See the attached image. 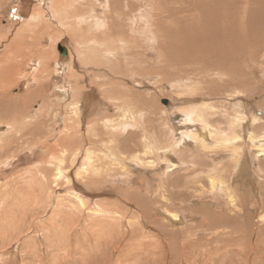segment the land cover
Returning a JSON list of instances; mask_svg holds the SVG:
<instances>
[{"label":"bare ground","instance_id":"bare-ground-1","mask_svg":"<svg viewBox=\"0 0 264 264\" xmlns=\"http://www.w3.org/2000/svg\"><path fill=\"white\" fill-rule=\"evenodd\" d=\"M13 18H16V21ZM3 19L6 21L4 25ZM112 19L121 23L119 27L123 30L122 35L117 32V26L120 24L116 26ZM145 19L150 20L148 25L142 24ZM166 19L176 23L175 26L170 25V30H166L173 38L170 44L163 41L168 36L163 35L164 32L159 33L160 27L167 26ZM17 24H20L21 28L17 29ZM145 29L148 34L145 32L143 36ZM3 31L6 33L3 34ZM122 39L127 43L123 47ZM154 40L158 41L159 48L155 47ZM57 44L60 56L56 50ZM145 44L149 45L147 49ZM60 45L66 49V54L61 53ZM137 46L142 47L141 53L147 50L152 55L155 54L154 48H158L159 59L161 58L158 60L161 62L159 65L166 61L161 51H177L176 56L170 52L172 57L189 66L182 67V72L187 70L190 74L192 71L197 74L204 71L210 76V79L206 78L203 83L209 84L211 95H229L220 97V103L203 100L193 105H181L180 102L190 99L182 97V94L172 96L170 101L165 103L166 108L160 107L167 115L165 122L172 135L171 141L160 144L156 136L144 134V153L129 156L127 161H124L128 166L116 165L117 171L111 166V160L118 164L122 160L117 157L113 145L109 144L115 142L119 135L126 134L121 142L124 144V150L129 151L132 141H136L134 138L138 131L157 129L154 125L156 117H151L155 109L154 102L152 104L143 93L134 92L150 81L152 74V66H148L144 72L140 71L143 64H140L138 58L135 59L136 55L133 57V54H138ZM114 60H121L125 66L122 65L124 70L127 71L126 75L133 79V82H130V79L124 81L122 88L116 90L115 95V90L107 86L116 85V79L114 81L113 77L118 78L114 73L119 72L117 66L121 63L118 62L115 66ZM151 61L148 60L147 63ZM164 66L166 68V65ZM257 73L262 74L259 81ZM190 74L189 76L192 75ZM182 75L184 76H180ZM198 75L203 77L201 73ZM92 76L95 80H92ZM189 76H184V82L192 79ZM201 78H198V83H202ZM97 81L100 82L99 85L95 83ZM249 81L254 82L253 86L258 85L264 90V0H0V97L7 95L13 98L11 88L27 83L37 88L19 98V104L27 99L37 101L42 98V94L46 102L50 100L56 103L55 106L48 107L46 112L44 109L49 104L44 103L36 113L31 112L34 116H30L24 108L0 109V188L6 175L18 172L15 182L17 191L7 196L13 199V205L22 208L19 211L21 215L17 213L18 210L7 211L5 220L0 222V250L20 239L22 234L34 230V222L40 218L42 225L36 221L38 226L34 230L35 234H30L24 241L25 251L31 250L37 258L33 264H48L44 261L46 259H51L49 264H111L117 243L126 238L129 234L128 228H132L128 223L125 224L124 220L127 219L131 224L132 219L125 215L127 209L118 207L109 197L95 198L99 196L93 193L97 192L95 189L99 186L103 188L102 184L106 182L113 186L126 183L125 186L122 185V193L140 206L132 218L135 223H145L144 217L141 218L144 215L141 207L146 198L156 192H159V198L167 202L174 197L184 196V193L176 190L170 192L168 189L167 193L163 191L165 187L169 188L167 183L172 186L174 180L179 181L177 175L180 174L175 171H186L192 165H200L201 160L193 164L199 155L214 160L212 167L209 166L205 171L210 185L207 193L222 196L223 192L227 194L232 205L230 212H224L221 206V211H217V218L210 209H204L206 221L203 226L210 228L209 225H217L220 221H224L225 226L227 213L230 215L232 211V215L239 214L237 218H240V207L234 201L243 195L241 191L246 188V183L251 184L248 187L250 194L264 195V130L261 134L258 133L259 128L264 126V98L260 103L253 94H247ZM177 84L179 80L173 85ZM226 102L233 104L232 112L226 111ZM113 105L121 111L119 114L108 111ZM6 106L12 107L10 101ZM56 106L64 107L67 112L63 120L58 115V125L51 124L57 126V130L52 136L34 140V136L46 126L47 120H52L47 116L56 112ZM220 106L224 107V111H217ZM53 107L55 111L48 112L53 111ZM12 111L15 116H12ZM100 134V138H97ZM28 135L31 137L30 144L24 149L25 141L29 140ZM4 137L8 140L3 141ZM77 139L79 144L75 148ZM156 141L160 146L155 145ZM98 144L100 149L96 150ZM181 146H185L186 150L183 151ZM14 148L17 150L11 151ZM172 148L175 149L174 156L167 157ZM71 150L74 151L71 153ZM224 159V164L220 167V162ZM42 161L53 168L48 170L39 167ZM225 166L226 168H223ZM71 173L73 177H70ZM169 177L173 178L171 184ZM133 179L147 188L133 184ZM161 179L165 181L162 180L159 187ZM199 181L202 179L197 182ZM163 182L166 183L162 185ZM36 187L38 192L34 194ZM200 188L197 187L196 190ZM86 189L92 192L85 193ZM32 192L33 194L29 195ZM238 192L241 194H237ZM101 195L103 196V193ZM1 196L0 190V209L6 204L5 197ZM190 203L197 207L201 201L192 199ZM258 204L264 205V197ZM241 206L243 207V204ZM115 208L123 209L124 212ZM29 211L31 216L27 215ZM163 211L166 212L164 219L167 224L178 223L179 229H165L166 236H157L159 241H156L154 235H139L137 227L132 228L131 234L126 238V245L119 252L114 264H147L152 260L157 262L159 250L165 253V257L170 255L174 259L184 261L192 259L193 250L174 238L178 236L184 240L190 230L203 228L195 224L186 228L191 224L189 221L197 220V216L190 213L182 216L169 207ZM252 219V216H247V222H253ZM184 220L189 223L185 227V224L181 225ZM234 220L236 216L231 221ZM237 225L236 227L240 226ZM256 227L255 224L250 241L254 237L257 240L249 249L256 250L254 259L260 264L263 260L260 251L264 250V236L261 233L263 227H259V230H256ZM76 228L79 230L75 232ZM39 233L44 236L42 241L51 256L46 259L37 252ZM231 233L220 231L222 236L219 241L225 242L227 235ZM212 242L214 241L197 244V247L205 248L201 249V255L206 252V245L211 246ZM219 244L216 247L222 245ZM219 252L217 253L220 254ZM250 253L252 254L249 252L247 256H250ZM222 256L224 255H221V259L224 258ZM38 259L41 260L37 261ZM130 259L134 260L130 263ZM169 261L172 264V261ZM23 262L28 264L26 260Z\"/></svg>","mask_w":264,"mask_h":264},{"label":"rangeland","instance_id":"rangeland-1","mask_svg":"<svg viewBox=\"0 0 264 264\" xmlns=\"http://www.w3.org/2000/svg\"><path fill=\"white\" fill-rule=\"evenodd\" d=\"M100 12H102V11H100ZM8 15L9 16H12L11 14H8ZM120 16H123V14H120ZM163 16H166V15H163ZM164 19H165V17H164ZM13 20L16 21V18H13ZM149 21H150L149 19L142 20V24L148 25V22ZM172 21L173 20L166 19V22L165 23L167 24L168 28H166L167 26L164 25V26L160 27L161 29L159 30V33H163L164 32L163 35L168 36V38H166V39L163 40V41L168 42V44H170V43L173 42V38H171L168 35V33L166 32V30L167 29L170 30V25L171 26H175L176 25L175 22L174 23H171ZM112 22L116 26L118 24H120V25L117 26V29H118L117 32L119 31L120 32V33L118 32L119 35H122L123 33H121V31L123 32V30L122 29L120 30V27H119V26H121V23L118 22L117 19L116 20L115 19H112ZM2 23H3V25L6 24L5 19L2 20ZM17 25H18L17 29L18 28H21V25L20 24H17ZM162 28H164L165 30H163ZM143 32H144L143 33V36H145V32H147L146 29L143 30ZM4 33H6V31H3V34ZM136 33H137V31H136ZM147 34H148V32H147ZM68 39L70 41V37L69 36H68ZM121 42L123 43L122 44V47L125 44H127L125 39H122ZM154 43H155V47H156L157 44H158V41H155L154 40ZM58 44H57L56 50H57L58 55L60 56L61 54H60V51H59ZM62 45L63 46H66V44H62ZM147 47H149V45L147 46V44H145V48L146 49H147ZM158 48H154V50H155V52L153 51L155 53V54L153 53L154 55H152L151 53H148V51L145 50L146 51V53L144 51V53L146 55L145 56L144 53H141L140 52V50L142 49V47L137 46L138 54L137 53L136 54H133V57L136 55L135 56V59L137 60V58H138L140 64L141 65L143 64V67H142V69H140V71L142 70L144 72L145 69H148L149 68L148 66H152L150 68V70H151L152 74L154 72V74H153L154 75V79L152 77V74L149 73L151 75L150 81H148L146 84H144L139 90H134V92L136 94L143 93L144 95L147 96L146 98L149 99L152 104L154 102L153 107H155V109L151 113V117H153V116L156 117V121L154 122V125H155V128L157 127V129H156L157 131L155 129L152 130V129H149V128H147L145 131H138L137 136L134 138V139H136V141H134V142L132 141V147H129L130 148L129 151H125L124 150V148H123L124 144L121 142L122 138L125 137L126 134L119 135L117 137V140L115 142H113L112 144H109V145H113V147L115 148V151L114 152H116L119 155V156L117 155V157L122 160L121 163H119V164L117 162H114V161L111 160V162L113 163V164H111V166L114 167L117 171H118V169L116 168V165H118L120 167L128 166V163L127 162H124V161H127V159H128L129 156H132L135 153H139L140 155H142V153H144L143 144H144V140H146V137H145L144 134H150L151 136H153V135L156 136V138L158 139V141H159L160 144H166V143H168V142L171 141L172 135L170 134L169 127L166 125V122H165L167 120L166 119L167 118V115L162 111V109L160 107L166 108L167 107V104H165V103L168 100L170 101V98H172V96H176L178 94H182V97H185V98H188V99L190 98V99L187 100L186 102H180V104L181 105H189V104H192L193 105V103L195 104L196 102H201L203 100H209V101H213L214 103H220L222 101V100L220 101V97L229 95L228 93L225 94V95H222V94H219V93H214V94L211 95L210 92H209V89H210L209 88V84L203 83V82H205V80L210 79V76H209L208 73L206 74L204 71L203 72H200L203 75L204 78L201 75H198V74H200L199 72L196 74L192 70H191L193 72V73L191 72L192 75L187 70L184 71V72H182L181 70L184 67L189 68V66H188L187 63H182V62L179 63V61H177L176 59H174L172 57V55L173 56H176L177 55L176 53H178L175 50L166 49L165 52L161 51L160 52L161 55L164 54L165 55V58H166V61H165L166 64H165V62H163V64L166 65V68H165V66L163 64H161L162 66L159 65L161 63V62H159L161 60V58L159 59V54H158L159 53L158 52L159 49ZM156 51H157V53H156ZM170 52H173V54L171 55ZM179 54H180V51H179ZM138 55H139V57H138ZM147 55H150V56H147ZM157 55H158V58H156ZM147 57H149V59ZM148 60H150V61L152 60V61L147 63ZM143 61H145V62H143ZM114 62H115L114 63V65H115L119 61L117 62V60H114ZM119 63H121V60H120ZM150 63H151V65H150ZM154 63H157V65L154 64ZM118 65L119 66H117V68H119V72L117 74L114 73V76H117L118 75V78L117 77H113L114 81L116 79V81H115L116 82V85L115 84H113L114 86L107 85L110 89L115 90L113 92L114 95L117 94L116 90H119L120 88H122L121 84L124 81H127L128 79H130V82H133V79L132 78H129L128 75H126L127 71L124 70V67L125 66L123 65V63H121V65L120 64H118ZM144 67H146V68H144ZM154 67L157 68V70ZM117 68L115 67V69H117ZM93 69L95 70V67ZM158 69H160V70H158ZM80 72H82V71H80ZM177 73L179 75H176ZM181 74H184V76L185 75L189 76V74H190L191 76H189V77L192 78L193 80L191 79L190 81H185L184 82V76L182 75V77H181L180 76ZM257 74H258L257 75V81H259L260 78L262 79V74L261 73H257ZM198 76L200 78L202 77L201 78L202 83L201 82L198 83V81H199V79H198L199 77ZM179 77L181 78V80H180ZM196 77H198V78H196ZM211 77H214V76H211ZM169 78H170V80H169ZM215 78H216V80H218V77L217 76ZM93 79L95 80V78H93V76H92V80ZM171 79L174 80V81H172ZM178 80H179V84L173 85L174 83H177ZM252 80H255V79L252 78ZM101 82H103V81H101ZM195 82H197V83H195ZM95 83L97 85L100 84L99 81H97ZM253 83L254 82H252V81H249L247 83V85H248L247 86V90L249 89L247 91V94H249V95L250 94H253V96L257 99V101L261 103V100L264 98V96H263L264 90L262 89L261 86H260L261 88H259V86L258 85H255V84L253 86L252 85ZM30 84H33V83H30ZM204 86L207 87V89ZM36 88H37V86H32L31 87L27 83H25V84L21 83L19 85L14 86L13 88H11V94L13 95V98H9L7 95L0 97V109H4L5 107L6 108H9V109H12V108H15V109L16 108H20V109L21 108H24V109H26L29 112V115L30 116H34V114L31 115V112L35 111V113H36L37 109L38 108H42V105L44 103H48L49 104L44 109L45 112H46V110H47L48 107L55 106V104H56L55 101L51 102L49 100V102H46L45 98H43L44 97L43 94H42V98H38L37 101L35 99H32V100L27 99V100H24L22 104H19L18 103L19 102L18 101L19 98H22V96H24V94H26L27 92H29L31 90H35ZM194 88L197 89L196 90L197 92L195 91ZM259 89H261V91H259ZM224 93H226V92H224ZM8 101H10V105H12V107L6 106V104H7ZM224 105H226V106L228 105L227 107H225V108H227L226 111L232 112V110H233V106H232L233 104L232 103H227L226 102V104H224ZM56 108H57L56 109V112H54L55 111L54 110V107H53V111H48V112H54V113H50L49 116H47V117L52 118V120H47L46 126L44 128H41V132L39 134H36L34 136V138H33L34 140H39L43 136H52L53 133L57 130V126H53V125L51 126V124H56L57 123L58 117H59L58 115H60V117L63 120V117H64V115H66L67 112L65 111V108L64 107L60 108V107H57L56 106ZM15 109L13 111H15ZM13 111H12V114H13L12 116H15L14 115L15 113H13ZM108 111L110 113H113V111H114L115 114H119L121 112V111H119V109L117 107L114 108V105ZM217 111H224V107H221L220 106L219 110H217ZM38 116L40 117L41 114H39ZM253 117H255V116H253ZM53 118H56V119H53ZM216 119H219V118L216 117ZM146 124H148V123H146ZM56 125H58V124H56ZM252 128L254 129V126H252ZM263 130H264V126L261 129L259 128L258 133L261 134V132ZM100 136H101V134L99 136H96V137L97 138H100ZM103 136L104 137H107V135H104V134H103ZM28 138H29V140L25 141V143H24L25 144L24 149L26 147H28V145L30 144L31 137L28 135ZM6 140H8V138L7 137H4L3 138V141H6ZM105 141H107V139ZM78 142H79V140L75 143V146H74L75 148L78 147V144H79ZM159 143L156 141L155 145L160 146ZM99 145L100 144H98L96 150H99L100 149V146ZM181 148L183 149V151L186 150L185 149V146H181ZM15 149L16 148H14L11 151H14L15 152ZM73 151L74 150H71V153ZM174 151H175V149L172 148L170 150V152H169V154H168L167 157H173L174 156L173 155L174 154ZM192 151L194 152V148H192ZM215 152H219V151L218 150H215ZM71 153H70V155H71ZM226 158H227V154L225 155V159ZM229 158H230V155L228 156L227 163L229 162ZM225 159L224 160H221L220 167L223 166ZM195 161L196 162H199L200 161L201 162L200 165L197 164L195 167L192 165L186 171H184V169H180V170L178 169L177 171H175V173H179L180 174L179 176L177 175V177H178L177 179L179 181H175L174 180V183H172V186H169V183H167L166 185L169 188H166L165 187V190L163 191V192L167 193L166 191L168 189L170 190V192H173L174 190H176L179 193L180 192L181 193H184L185 194L184 196L182 195V196H179V197H174V198H172V200H170L169 202H167V201L162 200L161 198H159V192H156V194H158V195H156L154 193L153 196H149V198L148 197L146 198V201L143 202V204H144L143 207H141V210H142V212L144 214L143 216H141V218L144 217L145 223H135V219L132 218V216L135 215L136 212H138V209L140 208V206L138 204H136L134 201H132L131 199L129 200L128 198H126L125 193H122V192H124L123 191V187H122L123 184L122 185L121 184H118V185H114L113 186V185L110 184V182L109 183L106 182L107 184L106 183L105 184H102L103 185V188H100V186H99V187H97L95 189V190H97V192H93V193H95L96 195H99V196H95V198L109 197L110 200H113L114 202L117 203V206L118 207H123L124 209H127V211H125V215L128 218H131L132 219V221H131V224L132 225L129 222H127V219L124 220L125 224L128 223L132 228L137 227L136 229L138 230V234L139 235H141V233L144 234V235H154L156 237L155 240L156 241H159V238H157V236L158 237H160V236L161 237L166 236V234L164 233L165 229H174V228H178L179 229L178 223H175L174 222L175 224L174 223L167 224V220L164 219V214L166 212L163 211V210L166 207H169L171 210H176L182 216L183 215H186L187 213H190V214H193V215L197 216V220L189 221L192 225L189 224L186 220L183 221L184 223L181 224V225H184L185 224L183 227H185L187 225V223L189 224V226L187 225L186 228L187 227L189 228L190 226H194V224L195 225H200V227L203 226V224L206 221V213L203 214L204 209H210L212 213H215V217H216L217 216V211H221V206L224 208L223 209L224 212L225 211L226 212H230V210L232 208L231 201L228 198L227 194L225 195L223 192H221V194H222V196H221V195H214V194L212 195V194L207 193V190L209 189V186L210 185H209V182H208V176L205 174V171L209 169V166L212 167L211 165L214 164V162H212V161H214V160H212V159L210 160L209 158L205 157L204 155H199L194 160L193 164H196ZM39 167L46 168L48 170H50L51 168H53V167H49V166L45 165V162L44 161H42L40 163ZM223 168H226V166L223 167ZM72 171H73V169H72ZM17 177H18V172H16V174L15 173L14 174H8V175H6L4 177V179H2L1 185H3V186H1V188H0L1 193H2V196L1 197H5L4 200H5V203L6 204H5V207L4 208L0 209V222H3L5 220V215H6V212L7 211H9L11 209H14V210H18L17 213H20L19 211L22 210L21 207H19L17 205L16 206L13 205L12 204L13 203L12 202L13 199L11 197H8L7 196L8 194L15 193L17 191V189L15 187L16 186L15 185V182L17 180ZM70 177H73V173H71V176ZM187 177H188V179H189L190 182L188 181ZM200 179H202V181L197 182ZM162 180H164V179H161V181L158 183V186L159 187L161 186ZM132 181H133V184H137V185L141 186L144 189L147 188L146 185L144 186V184L140 183L139 181H136L135 179H133ZM169 181H170V184H171V182L173 181V178L172 177L171 178L169 177ZM191 182H192V184H191ZM165 183L166 182H163L162 185H164ZM256 183H255V185L258 188V182L256 181ZM176 184L177 185L179 184V185L177 186ZM109 185H111V186H109ZM125 185H126V183L123 186H125ZM188 185H190V187ZM195 185H196V187H195ZM250 185L251 184L246 183L245 184L246 188H244V190L241 191V193L243 195H241L239 198H236L235 201H234L236 203V205L240 207V211L239 212H240V215L241 216H240V218L238 217L239 219L237 218V216L239 214L233 213V215H232V212H233L232 211L230 215L227 213V215H228L227 217L229 218V221H227L228 218L225 219V226H223L224 221L223 222L220 221V222H218L219 224H217V225L216 224L209 225L210 228L208 226H206V228L203 226V228L201 227V228H199L197 230H190L189 232L186 233V239H184V240H181L180 237L175 236L174 239L177 242H179V243L181 242V243H183L182 244L183 246H186L188 249L193 250L192 251V259H190V260L185 259V261H184V259H181V260L176 259V258L174 259V257L173 256L171 257L170 255H168V257H165L164 256L165 253H163L161 250H159L158 251L159 258H158L157 262H154V260H152L150 262L151 263L154 262V264H161V263L162 264H165V263L166 264H171V262L169 261V260H171L172 261V264H186V263H188V264H210V263L211 264H230V263L231 264H257L256 261H255L256 259H254V257L256 256V253H255L256 250L249 249V247H251V245L255 244V241L257 239L254 237V239L252 238V240L250 241V236H251V231L253 229V226L255 224L257 226L256 227V230H259V227H263V229L261 230V233L264 236V205H259L258 204V203H260L263 200L264 195L263 194L260 195L259 193H258V196L250 194L251 192H250V190H248V187ZM47 186L48 187L50 186L48 178H47ZM197 187L198 188L202 187V189L200 188V190H196ZM104 189H106V190H104ZM87 190L88 189L85 190V193H91L92 192V190H89V191H87ZM256 191L258 192V189ZM33 192H34V194H36L38 192L37 191V187H36V191H33ZM33 192L32 193H29V195L33 194ZM106 192H108V194H104ZM101 193H103V196L101 195ZM241 193L238 192L237 194L240 195ZM192 195H194V196H192ZM192 199L193 200L194 199L200 200L201 201V204L198 205L197 207L195 205H192L190 203ZM202 200H204V201H202ZM188 204L190 206H188ZM242 204H243V207L241 206ZM131 206H132V208H131ZM115 210L124 212L123 209H117V208H115ZM159 211H162V212L159 213ZM28 214H29V216H31V211H29L27 213V215ZM20 215H21V213H20ZM234 215L236 216V220H234V222H233L231 220L233 218H235ZM248 215H249V217L252 216L253 222L252 221H248L247 222V216ZM242 219H244V220H242ZM36 221L37 222L39 221L40 222V225H42V223H43L40 218H37ZM36 221L34 222V227H33L34 230L38 226V223ZM236 221H238V222H236ZM239 222H241V223L239 224ZM231 223L234 224L235 226L234 225L232 226ZM230 224H231V226L229 227ZM237 224L240 225V226H238ZM245 224H246V226H245ZM220 225L222 226V228H221ZM236 225L238 227H236ZM39 228H40V226H39ZM132 228H128V230H127L129 232L128 236L131 234ZM239 228H241L240 231L238 230ZM182 229L185 230V228H182ZM34 230L30 231V233L28 231V234H25V235L22 234V237L20 239L18 238L16 240H14L11 244H7L5 247L1 248V250H0V258H1L0 259V264H6V263L7 264H24V262H23L24 260H26L28 264H33L34 260H36L37 258L35 257V254L31 250H30L31 252L30 251H25V247L26 246H24V243H25L24 241H26L27 237H29L30 234H32V235L35 234V231ZM78 230L79 229L76 228L75 229V232L78 231ZM230 230L233 231V233H231ZM195 231H197V232H195ZM214 231H215V233H216V231L218 233L215 234ZM220 231H221V233H223V232H225V233H231L230 235H227L226 239L224 238L225 239V242L224 241H221V240L219 241L220 237L222 236L220 234ZM39 234L40 235L37 237V241L39 242V249L37 250V252H39L40 255H42L46 259V257H51V256L48 255V250L46 251L47 246L42 241L44 239V236L41 233H39ZM128 236H125V237L128 238ZM126 238H123L122 240H120L117 243L118 247L115 250V253H114L115 256H114V259L112 260V263L111 264H114V262H116V260L118 258L117 256H118L119 252H121V250L123 249V247L126 245V242H127V239ZM204 241L205 242L206 241H208V242L214 241V242H212L210 244L211 246H208V244H207L206 245V247H207L206 252H203V255H201L202 254V250L201 249H205V248L203 246H198L197 247V244L200 243V242H204ZM216 241H219V242L217 243ZM16 243H18L19 245L16 244ZM111 243L113 244L114 242L112 241ZM219 243L222 244V245L225 244V246H222ZM12 244H13V246H12ZM218 244L220 246L216 247V245H218ZM262 245H263V243H262ZM17 246H19V247H17ZM76 246H78V245H75V247ZM228 246H229V248H228ZM215 247L218 249V251H220L219 252L220 254L217 253L218 251H215L216 250ZM222 247L224 249H222ZM187 248H186V251H188ZM219 248L221 250H219ZM225 248H228V249L225 250ZM213 251H214V253H213ZM200 252H201V254H200ZM249 252H252V254L250 253L251 255L250 256L248 255L249 256L248 257L247 254ZM260 252H261L260 253V256H261V254L263 255V258H262L263 260L260 262V264H264V250H262ZM229 254H231V255H229ZM221 255H224L222 257H224L226 260L224 258L221 259ZM203 256H204V258H203ZM229 256H230V258H229ZM177 258H179V257H177ZM60 259H57V261H59ZM39 260H41V259H38L37 261H39ZM133 260L134 259H130V263ZM173 260H174V262H173ZM224 260H225L226 263L225 262L224 263L222 262ZM44 261H47V263L49 264L48 261H51V259L50 260H47L46 259ZM164 261H168V263L167 262H164ZM150 262H147V264H149ZM132 264H133V262H132Z\"/></svg>","mask_w":264,"mask_h":264},{"label":"water","instance_id":"water-1","mask_svg":"<svg viewBox=\"0 0 264 264\" xmlns=\"http://www.w3.org/2000/svg\"><path fill=\"white\" fill-rule=\"evenodd\" d=\"M60 50L62 54H66V49L62 45H60Z\"/></svg>","mask_w":264,"mask_h":264}]
</instances>
